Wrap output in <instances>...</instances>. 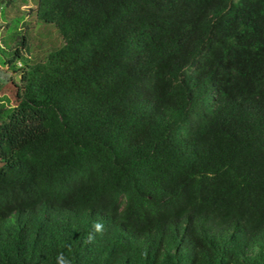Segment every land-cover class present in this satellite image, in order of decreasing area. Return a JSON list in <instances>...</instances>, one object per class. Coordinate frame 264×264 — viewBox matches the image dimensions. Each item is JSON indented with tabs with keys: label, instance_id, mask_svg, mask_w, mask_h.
I'll list each match as a JSON object with an SVG mask.
<instances>
[{
	"label": "trees",
	"instance_id": "16d2710c",
	"mask_svg": "<svg viewBox=\"0 0 264 264\" xmlns=\"http://www.w3.org/2000/svg\"><path fill=\"white\" fill-rule=\"evenodd\" d=\"M36 2L62 41L3 37L0 264H264V0Z\"/></svg>",
	"mask_w": 264,
	"mask_h": 264
},
{
	"label": "rangeland",
	"instance_id": "374dc122",
	"mask_svg": "<svg viewBox=\"0 0 264 264\" xmlns=\"http://www.w3.org/2000/svg\"><path fill=\"white\" fill-rule=\"evenodd\" d=\"M36 1L15 0L12 5L0 12V60H2L0 61V98L6 97L7 99H4V103L8 106L13 104L14 93V87L9 80V76H12L15 82H19L20 69H12L8 67L7 63H4L5 58L10 53L3 42L5 33L7 32L10 37L13 32H17L16 26L18 30L23 28L24 32L27 29L26 37L28 38L27 45H29V50L21 49V52L32 63L42 59L47 52L61 45V37L53 24H42L43 21L37 20L34 11ZM12 18L15 19L14 26L6 30V22H9ZM24 32L21 33L23 34ZM11 50H13V47ZM19 64L22 66L23 62L18 60L17 65Z\"/></svg>",
	"mask_w": 264,
	"mask_h": 264
},
{
	"label": "clouds",
	"instance_id": "9594fccd",
	"mask_svg": "<svg viewBox=\"0 0 264 264\" xmlns=\"http://www.w3.org/2000/svg\"><path fill=\"white\" fill-rule=\"evenodd\" d=\"M92 227L94 232L99 233L103 231L104 225L102 223L96 222ZM91 239L92 236L90 235L89 241H91ZM57 264H70V262L64 257L63 253H61L57 256Z\"/></svg>",
	"mask_w": 264,
	"mask_h": 264
}]
</instances>
